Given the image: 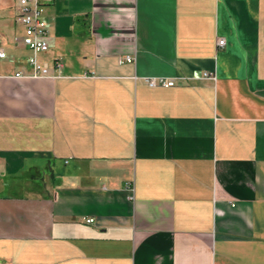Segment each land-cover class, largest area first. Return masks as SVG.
<instances>
[{
  "label": "crops",
  "instance_id": "1",
  "mask_svg": "<svg viewBox=\"0 0 264 264\" xmlns=\"http://www.w3.org/2000/svg\"><path fill=\"white\" fill-rule=\"evenodd\" d=\"M16 12L0 0V264H264V0H53L44 77L15 75Z\"/></svg>",
  "mask_w": 264,
  "mask_h": 264
},
{
  "label": "built area",
  "instance_id": "2",
  "mask_svg": "<svg viewBox=\"0 0 264 264\" xmlns=\"http://www.w3.org/2000/svg\"><path fill=\"white\" fill-rule=\"evenodd\" d=\"M53 0H17V20L23 26L24 31L21 35L15 36V41L28 47L31 50L27 58L28 65L31 70L24 72L23 70L17 71V76L27 77H44L52 76L50 65L41 58V55L48 52L50 49V29L46 18V6ZM225 43L224 38L218 39V45L223 46ZM7 57L5 49L0 48V59ZM120 61L132 62L131 55L121 57ZM54 67L61 71L63 67L62 59H56ZM203 77L215 78V73L205 71ZM145 82L150 87H170L177 84L175 78L164 76H147L144 77ZM130 186V184H128ZM93 217L85 219L87 223L94 222Z\"/></svg>",
  "mask_w": 264,
  "mask_h": 264
}]
</instances>
